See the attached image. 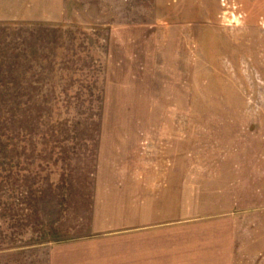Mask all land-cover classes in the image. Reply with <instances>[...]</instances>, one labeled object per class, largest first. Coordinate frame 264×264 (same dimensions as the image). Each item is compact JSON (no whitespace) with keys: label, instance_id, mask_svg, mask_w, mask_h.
<instances>
[{"label":"rangeland","instance_id":"obj_1","mask_svg":"<svg viewBox=\"0 0 264 264\" xmlns=\"http://www.w3.org/2000/svg\"><path fill=\"white\" fill-rule=\"evenodd\" d=\"M2 2L0 264L137 223L264 264V0Z\"/></svg>","mask_w":264,"mask_h":264},{"label":"crops","instance_id":"obj_2","mask_svg":"<svg viewBox=\"0 0 264 264\" xmlns=\"http://www.w3.org/2000/svg\"><path fill=\"white\" fill-rule=\"evenodd\" d=\"M28 1L29 4H63V0ZM217 1L155 0L156 4H177L178 2L217 4ZM6 3L0 4V10L15 8V4ZM105 227V229L104 227L95 229L91 235L68 241H53L58 244L49 246L42 244L38 247H30L27 251L35 248L42 249L45 254L44 264H180L178 252L172 243L149 241L148 233L153 230L164 233L181 225L166 224L149 227L147 224L137 223L105 225Z\"/></svg>","mask_w":264,"mask_h":264}]
</instances>
